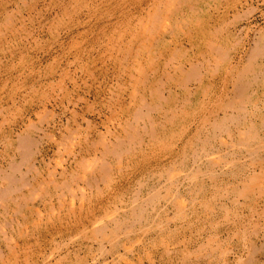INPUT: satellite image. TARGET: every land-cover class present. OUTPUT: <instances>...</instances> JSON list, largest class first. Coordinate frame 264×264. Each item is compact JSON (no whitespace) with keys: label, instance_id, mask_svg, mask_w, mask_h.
<instances>
[{"label":"bare ground","instance_id":"6f19581e","mask_svg":"<svg viewBox=\"0 0 264 264\" xmlns=\"http://www.w3.org/2000/svg\"><path fill=\"white\" fill-rule=\"evenodd\" d=\"M240 1L0 0V264H264Z\"/></svg>","mask_w":264,"mask_h":264},{"label":"rangeland","instance_id":"374dc122","mask_svg":"<svg viewBox=\"0 0 264 264\" xmlns=\"http://www.w3.org/2000/svg\"><path fill=\"white\" fill-rule=\"evenodd\" d=\"M264 0H241L239 5H238V12L237 15L239 16V23L238 25V31H244L243 29L245 27H250V29H252V31H255L261 27H264ZM248 2V3H247ZM259 2V3H258ZM263 2V3H262ZM248 4V6H247ZM258 5V6H257ZM251 6V8H249ZM253 6V7H252ZM256 6V7H255ZM242 7V8H241ZM247 7V8H246ZM260 7V8H259ZM258 8V9H257ZM248 9V10H247ZM252 9V10H250ZM241 10V11H240ZM250 10V11H249ZM259 10V11H258ZM241 13V14H240ZM263 13V14H262ZM249 16V17H247ZM259 21V22H258ZM246 22V23H244ZM261 22V23H260ZM241 23V24H240ZM251 23V24H250ZM254 24V25H253ZM263 25V26H262ZM242 26V27H241ZM257 26V27H256ZM261 26V27H260ZM245 33V31L243 32ZM32 53V52H31ZM34 54V53H33ZM36 56V55H34ZM199 226V225H198ZM198 226L193 227V229H197ZM189 232H191L189 229H183L181 236H183L184 234H189ZM198 236V235H197ZM196 236V240L195 243H197L198 241H200L198 239V237ZM194 243V241H193ZM151 244H149V247H147L148 249H150L152 247H150ZM147 249V250H148ZM162 248H158L155 251V258L157 259V261H160V258L163 254H162ZM153 253V252H152ZM146 257V255H145ZM144 262L147 264V260L146 258H144ZM162 264V263H161Z\"/></svg>","mask_w":264,"mask_h":264}]
</instances>
